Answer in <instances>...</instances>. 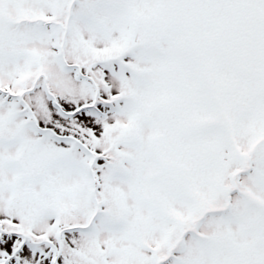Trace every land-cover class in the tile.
Masks as SVG:
<instances>
[{"label": "snow or ice", "instance_id": "obj_1", "mask_svg": "<svg viewBox=\"0 0 264 264\" xmlns=\"http://www.w3.org/2000/svg\"><path fill=\"white\" fill-rule=\"evenodd\" d=\"M0 264H264V0H0Z\"/></svg>", "mask_w": 264, "mask_h": 264}]
</instances>
